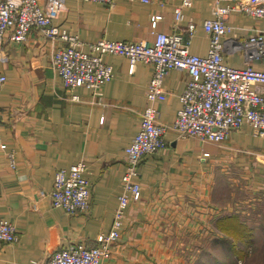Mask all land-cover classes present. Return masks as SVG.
Here are the masks:
<instances>
[{
    "label": "crops",
    "instance_id": "0c3cea01",
    "mask_svg": "<svg viewBox=\"0 0 264 264\" xmlns=\"http://www.w3.org/2000/svg\"><path fill=\"white\" fill-rule=\"evenodd\" d=\"M118 3L120 10L64 0L53 22L84 43L102 38L151 43L154 31H173L174 10L181 7L183 22L197 26L190 51L206 54L209 36L202 24L213 17V0ZM154 14L161 15L155 28ZM225 19L231 29L223 37V61L241 67L242 53L233 40L263 28L264 18L232 9ZM66 44L33 27L19 42L7 34L0 48V73L6 76L0 85V217L10 220L18 235L13 242L0 240V264H41L55 249L77 241L94 245L112 228L126 169L124 149L139 129L152 66L137 61L130 72L125 56L106 54L114 75L99 93L83 85L66 88L51 63ZM251 64L264 69V58ZM186 78L177 68L164 76L166 97L156 103L161 123L175 119ZM164 139L162 148L139 163L140 198L124 209L119 235L102 264H190L198 239L219 238L218 219L242 223L233 208L242 201L229 196L221 202L222 190L264 194V136L247 123L220 143L182 137L172 129ZM79 161L85 165L90 205L85 213L68 214L51 206L49 192L56 171Z\"/></svg>",
    "mask_w": 264,
    "mask_h": 264
},
{
    "label": "built area",
    "instance_id": "2783aa9c",
    "mask_svg": "<svg viewBox=\"0 0 264 264\" xmlns=\"http://www.w3.org/2000/svg\"><path fill=\"white\" fill-rule=\"evenodd\" d=\"M63 1L44 0L41 4L39 0H0V48L7 34L13 41L19 42L26 38L31 28L40 29L45 37L67 43L56 49L51 58L63 85L66 88L83 85L96 93L114 75L112 65L104 61L106 54L125 56L130 72L137 61L152 66L145 89L147 104L140 116L139 129L124 149L126 169L121 176V191L111 230L99 234L94 245L77 241L55 249L41 263L102 264L111 255V245L119 235L124 209L130 201L140 198L137 179L139 163L145 154L158 151L165 145L164 133L167 129L182 137L220 143L230 130L247 123L264 136V69H256L251 64L264 58V27L241 40H233L234 48L242 53L243 66H230L222 56L223 37L231 29L225 15L237 9L246 15L264 18V0H233L227 5L213 0V17L202 24L209 36L205 55L190 51L197 26L190 19L183 22L181 7L174 10L173 31H154L151 43L104 38L84 43L76 35L54 24ZM88 1L104 3L114 10L122 9L118 0ZM185 3L188 4V0ZM160 18V14L151 15L153 28ZM84 44L88 50H84ZM173 68L184 70L187 78L176 117L171 123L164 124L158 120L156 103L166 97L162 81ZM5 80L6 76L0 73V85ZM84 170V163L79 161L69 169L56 171L49 192L52 207H60L68 214L88 210L90 189ZM17 237L13 223L0 217V240L13 242Z\"/></svg>",
    "mask_w": 264,
    "mask_h": 264
},
{
    "label": "rangeland",
    "instance_id": "374dc122",
    "mask_svg": "<svg viewBox=\"0 0 264 264\" xmlns=\"http://www.w3.org/2000/svg\"><path fill=\"white\" fill-rule=\"evenodd\" d=\"M221 194L218 197L221 202L229 196L242 201L233 208L238 210L240 220L251 235L244 237L218 228L219 238L198 239L192 246L190 264H264V194L249 193L243 188L232 194L222 190Z\"/></svg>",
    "mask_w": 264,
    "mask_h": 264
},
{
    "label": "trees",
    "instance_id": "16d2710c",
    "mask_svg": "<svg viewBox=\"0 0 264 264\" xmlns=\"http://www.w3.org/2000/svg\"><path fill=\"white\" fill-rule=\"evenodd\" d=\"M217 226L220 228L222 231L227 232V231H232L234 234H244V237L251 235L249 233V230L244 227V224L239 222L238 220L236 221L233 218H220L217 221ZM242 236V235H241Z\"/></svg>",
    "mask_w": 264,
    "mask_h": 264
}]
</instances>
